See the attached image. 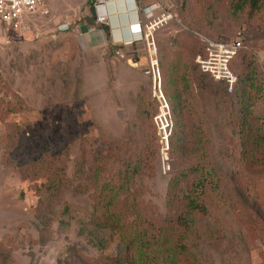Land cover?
<instances>
[{
  "label": "rangeland",
  "instance_id": "rangeland-1",
  "mask_svg": "<svg viewBox=\"0 0 264 264\" xmlns=\"http://www.w3.org/2000/svg\"><path fill=\"white\" fill-rule=\"evenodd\" d=\"M160 1L175 17L154 31L159 57L178 33L213 39L239 34L242 50L253 56L263 73L249 89L257 99L248 108L264 122V0L252 10L249 1L242 0L234 13L235 0H192L189 10L197 27L178 15L180 0ZM82 2L43 0L48 12L29 14L42 21L43 30L33 26L25 35L20 34L25 30L21 25L12 28L0 18V264H116L111 258L122 246L115 229L90 223L94 183L116 175L133 156L138 104L145 97L154 121L157 97L143 43H106L102 31V53L107 57L103 67L102 62L93 67L97 58L83 50L81 32L69 35L68 27L64 29L67 22L71 29L75 19L69 15ZM59 21H66L56 25L61 33L51 35L49 30ZM16 31L21 36L10 35ZM180 72L189 74L188 69ZM191 85L186 95H192L191 106L201 117L203 143L213 166L222 175L239 174L235 103L219 105L214 96L200 93L195 81ZM152 149L135 186L141 205L163 216L168 213V181L187 164L170 148L163 149L159 137ZM262 161L246 183L243 217L234 210V180L208 193L209 214L199 217V236L187 240L196 264H264V156ZM56 167L63 171V180L47 194L39 185ZM208 225L224 238L206 237Z\"/></svg>",
  "mask_w": 264,
  "mask_h": 264
},
{
  "label": "trees",
  "instance_id": "trees-1",
  "mask_svg": "<svg viewBox=\"0 0 264 264\" xmlns=\"http://www.w3.org/2000/svg\"><path fill=\"white\" fill-rule=\"evenodd\" d=\"M191 1L180 0L178 15L184 22L197 27L198 21L191 18L192 12L189 10ZM235 1L236 3L231 5L232 13L240 10L243 5L242 0ZM248 1L250 10L257 7L258 0ZM87 3L91 18L94 19L92 0ZM101 26L109 36L108 25ZM198 53L205 54L204 43L199 36L191 32L178 33L173 37L171 45L163 48V55L159 57L158 62L161 88L168 99L173 121L169 148L178 159L187 164V168L176 171L168 181V213L163 216L155 215L154 208L149 210L146 207L147 213H150L148 215L138 199L135 186L137 176L142 175L144 160L148 159L154 140L159 137L156 124L151 118L152 107L145 97L137 108L139 136L134 140L133 156L123 162L116 175L94 183V210L90 223L100 228L115 229L119 233L122 246L111 258L116 264H136V260L143 264H155L158 261L164 264H196L197 259L194 252L189 250L187 240L192 235L199 236V217L209 214L208 193L220 190L221 186L229 181L235 182L231 192L234 210L239 212L240 217L245 214L244 203L248 198L245 192L246 183L250 173L263 166L264 156V122L256 119L248 108L257 99L249 89L262 79L263 73L257 68L253 56L239 49L229 63L236 80L232 90L228 91L223 81H215L208 73L201 71L195 60ZM180 68L188 69L189 74L181 73ZM193 81L196 82L200 93L214 96L219 105H236L239 115V174L234 171L222 175L213 166L208 149L203 143L204 129L201 128V117L197 108L191 106L192 95L190 99L186 95L191 93ZM212 82L218 87L215 88ZM156 111L157 102L153 113ZM8 147L6 145L5 151ZM53 169L48 178L39 185L47 194L53 193L63 180V171L57 167ZM219 194L222 195L221 192ZM206 235L217 241L224 238L218 229H211L209 225ZM150 247L155 251H151ZM136 249L140 255H135Z\"/></svg>",
  "mask_w": 264,
  "mask_h": 264
},
{
  "label": "built area",
  "instance_id": "built-area-1",
  "mask_svg": "<svg viewBox=\"0 0 264 264\" xmlns=\"http://www.w3.org/2000/svg\"><path fill=\"white\" fill-rule=\"evenodd\" d=\"M140 0H92L93 17L99 26L110 25L113 30L111 16L123 15L127 24L119 23L115 28H126V32H119L113 35L114 43H121L123 46L129 44L143 43L149 54L150 73L153 78V92L157 97V111L154 115L160 141L163 149L169 150V138L172 134V116L168 99L161 89L159 56L154 38L155 29L169 22L175 16L162 4L160 0L144 5ZM111 6V8H110ZM160 7L162 11L155 14L152 7ZM41 9L44 13L48 8L43 0H0V18L3 22H9L12 28H18L33 11ZM142 10L145 14H141ZM99 27L88 26V29ZM102 31L104 32L103 28ZM204 43V53H198L195 60L199 64L201 71L208 73L215 81H223L228 91L232 90L236 80L234 72L230 69V60L239 49L244 46L239 34L230 39L217 40L198 34Z\"/></svg>",
  "mask_w": 264,
  "mask_h": 264
},
{
  "label": "crops",
  "instance_id": "crops-1",
  "mask_svg": "<svg viewBox=\"0 0 264 264\" xmlns=\"http://www.w3.org/2000/svg\"><path fill=\"white\" fill-rule=\"evenodd\" d=\"M88 0H83V2L81 4H79L80 6L75 8V10H72L71 14L69 15L70 19H75L72 23V26L70 27L71 29H69V25L71 24V22H67V24L65 25L64 29L68 27V31H69V35L71 34H75L77 35L78 32H81V35L84 37L85 40V44H83L82 48L85 51V53H89L90 55H95V57L97 58L96 63H92L93 67H97L98 63L102 62V67L104 65L103 63V57H107V55H105V52L102 53V26H99L95 23V18H91V12L88 6ZM153 1L150 0H142V4H147ZM165 5V4H164ZM111 8V6H110ZM158 8V10L154 11L156 14H159L162 11V8L160 7H156ZM41 10V9H39ZM158 11V12H157ZM111 21H112V27L113 30L110 29V25L108 26L109 28V36L106 35L105 31L103 32L105 35V42H109L111 41L113 44V40L112 37L113 35H117L119 32H126V28H115L117 27V25L119 23L124 22L123 24L126 25V19H124L123 15H117L116 17H114L113 15L111 16ZM66 22V21H65ZM64 21H59L58 23H55V25H52V29L53 30H49L51 32V35H55L58 34V32H56L57 29L56 25L57 24H64ZM46 24H50L51 22H44ZM22 28H24V32L22 33V31L20 32V34H29V28L34 27V29H38V30H43L42 28H44V25H42V21L39 20L38 17H34L33 20L31 17H28L27 19L24 20V22L21 24ZM58 26V25H57ZM88 26H97L99 28L96 29H88ZM57 29V30H56ZM62 29V28H61ZM16 30V29H14ZM56 30V31H55ZM66 31V30H65ZM61 32H59L60 34ZM16 36L19 34V32H12L10 33V35H15ZM19 34V36H21ZM58 34V35H59ZM116 44H120L123 45L121 43H116ZM130 46V45H128ZM126 45V47H128ZM125 47V46H123ZM75 48H77L75 46ZM74 48V51H75ZM103 54V55H102Z\"/></svg>",
  "mask_w": 264,
  "mask_h": 264
}]
</instances>
